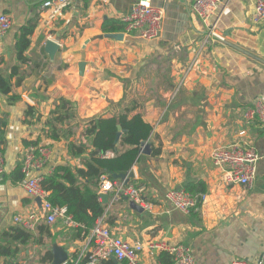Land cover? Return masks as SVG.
<instances>
[{
	"label": "crops",
	"instance_id": "0c3cea01",
	"mask_svg": "<svg viewBox=\"0 0 264 264\" xmlns=\"http://www.w3.org/2000/svg\"><path fill=\"white\" fill-rule=\"evenodd\" d=\"M44 1L0 0V14L12 21L0 41V75L9 77L17 68L9 81L11 92L0 94V122L5 125L0 141L5 170L0 179V244L10 242L5 234L17 226L15 217L40 208V201L27 196L15 174L23 142L39 140L50 148L49 162L36 175L50 174L58 166L82 169L90 149L76 155L68 144L90 148L85 136L89 122L118 118L133 107L128 117L139 115L151 127L148 142L159 150L155 157L138 155L132 166L135 179L130 184L144 188L142 200L150 208L135 203L141 210L132 209L124 190L104 194L103 201L98 193L102 175L92 188L103 210L97 220L130 244L185 245L193 264L255 262L264 252V128L241 119L252 101L264 104V20L254 22V0H222L215 24L222 42L200 53V39L209 24L192 14L194 0H71L41 10ZM138 1L164 12L155 41L124 31L122 19ZM29 21L35 22V29L22 63L15 45L19 29ZM48 40L59 47L53 58L44 50ZM61 100L71 104L73 117L62 124L69 130L66 138L52 141L44 135L45 123ZM235 141L247 144L259 157L250 188L226 184L210 159L214 147ZM105 156L113 158L115 153ZM169 190L204 197L196 211L185 215L165 199ZM78 226L38 223L28 231L31 239L26 244L10 243L16 253L0 257V264H53L54 244L67 254L63 264H74L88 236L79 233L83 225ZM139 261L169 264L170 256L144 250Z\"/></svg>",
	"mask_w": 264,
	"mask_h": 264
},
{
	"label": "built area",
	"instance_id": "2783aa9c",
	"mask_svg": "<svg viewBox=\"0 0 264 264\" xmlns=\"http://www.w3.org/2000/svg\"><path fill=\"white\" fill-rule=\"evenodd\" d=\"M70 1L45 0L40 5V9L66 6ZM221 2L222 0H194L191 4L192 14L203 24H209L208 32L200 39L199 53L212 44L222 42L221 36L215 31L218 17L217 9ZM214 16L215 20H213ZM163 17L162 9L155 8L146 1H138L133 4L130 12L122 19L125 25L124 31L144 41H155L160 36ZM210 20H213L212 24L209 23ZM263 20L264 0H254V22L259 23ZM11 28V18L7 14H0V41L5 38ZM190 68L191 65L188 69ZM175 92L171 99L174 98ZM241 119L244 124L257 121L264 128V104L262 100L256 99L242 110ZM50 153V148L38 143L25 149L23 154L21 161L23 178L19 184L29 198L40 201L38 210H32L25 217H15L13 220L17 226L26 231L33 230L38 223L52 225L60 222L66 228L79 227L67 213L65 207L53 206L48 201V193L41 187L42 177L35 174L49 162ZM210 159L212 164L222 172L226 184L240 185L245 188L252 186L256 177V164L259 157L247 144L235 141L231 144L216 146L210 153ZM4 172L3 159L0 156V179ZM115 190L117 192L124 190L133 203L140 204L144 208H150V205L142 200L144 188L135 187L132 184L123 188L121 184L116 185L108 175L100 178L98 187L100 196ZM203 197L202 194H192L184 190H169L165 194V199L174 210L185 215L196 211ZM144 250L167 253L171 257V264H193L191 251L185 245H168L163 242L158 244L149 242L145 245L130 244L126 240L112 235L109 229L103 225L101 219L95 221L91 227L83 249L79 251L74 264H80L85 257L87 264H103L110 258L125 264H140L139 258ZM228 264H264V252L255 262L234 259Z\"/></svg>",
	"mask_w": 264,
	"mask_h": 264
},
{
	"label": "trees",
	"instance_id": "16d2710c",
	"mask_svg": "<svg viewBox=\"0 0 264 264\" xmlns=\"http://www.w3.org/2000/svg\"><path fill=\"white\" fill-rule=\"evenodd\" d=\"M35 29V22L29 21L19 29L15 51L20 62L25 63L24 53L30 45V37ZM112 31V30H111ZM17 68H12L9 77L0 75V94L8 95L11 92L10 79L16 74ZM21 78L18 80L20 82ZM71 104L61 100L53 108L50 118L45 123L47 130L45 137L52 141H58L66 138L69 130H64L63 122L70 119ZM133 109L127 108L118 118L96 119L87 124L85 136L91 140L90 148L86 145L68 144L69 152L76 155H82L90 149L89 158L85 160L84 168L71 169L68 166H58L50 174L42 175L41 187L48 193V201L53 206L65 207L67 213L73 221L83 228H77L79 233L86 235L89 233L95 220L102 213V206L98 202V195L92 191L96 186L97 180L102 175H111L114 173L127 172L136 163L139 155V146L142 142L149 139L151 127L144 123L139 115L128 117L129 112ZM29 114L32 113L28 110ZM117 125L121 127V137L119 140L122 149H118L115 144ZM4 122H0V141H2ZM67 132V133H66ZM35 142H23L25 149L35 146ZM113 152L115 156L108 158L107 153ZM159 150L151 148V156L155 157ZM17 180L21 181V164L15 169ZM111 178V177H110ZM5 237L10 242L0 244V257H13L16 250L12 248V243L26 244L31 239V234L22 227L10 228ZM11 243V244H10ZM80 264H87L86 257ZM103 264H114L111 260ZM171 264V257L170 262Z\"/></svg>",
	"mask_w": 264,
	"mask_h": 264
},
{
	"label": "water",
	"instance_id": "95a60500",
	"mask_svg": "<svg viewBox=\"0 0 264 264\" xmlns=\"http://www.w3.org/2000/svg\"><path fill=\"white\" fill-rule=\"evenodd\" d=\"M107 38H111L114 40H120L121 35L120 34H108L106 35ZM59 47L58 45L51 40L46 41L44 50L46 54L50 57L53 58L55 53L58 51ZM84 68V64L82 63L80 65V71ZM122 134L121 127L117 125V134H116V139H115V144H117L120 136ZM151 154V145L147 141L142 142L139 146V155H145L149 156ZM111 178L116 180L119 184L122 185L123 188H125L128 184H130L134 179H135V173L133 168H131L127 172H120V173H114L111 175ZM100 198L104 201L106 198V195H101ZM39 201V200H38ZM130 206L134 210H141L138 205L135 203L131 202ZM51 253L53 256V264H63L67 260V254L65 251L61 248L58 247L56 244L52 245L51 247ZM114 261H116L114 259Z\"/></svg>",
	"mask_w": 264,
	"mask_h": 264
}]
</instances>
